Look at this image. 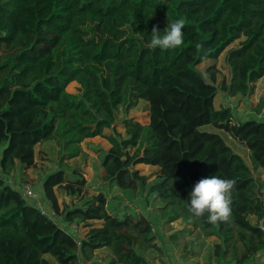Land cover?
Returning a JSON list of instances; mask_svg holds the SVG:
<instances>
[{"label":"trees","instance_id":"1","mask_svg":"<svg viewBox=\"0 0 264 264\" xmlns=\"http://www.w3.org/2000/svg\"><path fill=\"white\" fill-rule=\"evenodd\" d=\"M180 18L182 46L148 47L153 26L163 32ZM239 40L225 55L229 80L218 83L216 65L200 71ZM263 77L264 0H0V264L163 261L154 224L133 204L146 192L162 204L166 224L181 221L217 239V264L252 261L264 251V120L257 116L264 99L246 119L216 108L215 99L219 92L250 98ZM72 82L75 93L67 91ZM140 101L148 106L146 125L129 117ZM225 135L246 148L248 160ZM96 137L110 145L96 150L102 181L125 195L116 206L102 192L89 195L88 180L68 163ZM45 142L59 158L41 187L66 225L10 182L17 169L34 165ZM138 165L157 167L156 178L149 182ZM215 175L236 181L229 222L190 219L193 186ZM57 193L73 205L61 208ZM71 225H82L84 236ZM102 250L111 255L105 263Z\"/></svg>","mask_w":264,"mask_h":264},{"label":"rangeland","instance_id":"2","mask_svg":"<svg viewBox=\"0 0 264 264\" xmlns=\"http://www.w3.org/2000/svg\"><path fill=\"white\" fill-rule=\"evenodd\" d=\"M243 39L244 38H241V40ZM239 42L240 40L231 44L227 50L221 54L217 61H204L199 66L200 71L204 72L209 66L216 65L219 70L218 83L220 84L222 79L229 80L230 71L225 61V55L230 48L237 46ZM254 86V94L247 99L240 97L233 98L219 92L215 99L216 108H221L222 106L230 107L234 111L236 119L254 117L257 114L256 108L261 100L264 99V77L255 83ZM78 87V83L72 82L67 87V91L75 93ZM257 116L261 120H264V111H262L261 114H257ZM129 117L136 119L144 125L148 124L150 120L146 102L140 101L139 104L130 111ZM120 129H122V127ZM225 137L229 145L248 160V151L246 148L232 140L230 137L226 135ZM108 146L109 142L105 138L96 137L88 139L82 143L84 150L83 154L71 159L68 163L72 168L81 170L86 180H88L90 185L87 189L89 195L102 192L107 197L109 203L112 206H116L125 202L124 192L118 187L106 184L102 181V169L96 151L100 148L106 149ZM57 152L58 149L52 142H45L38 145L35 149L34 165L26 167L24 170L17 169L13 173V176H10L12 179L10 182L17 191L21 192L22 195L25 194L24 197L31 204L36 205L46 212L50 218L58 222L60 225H66L54 214L41 187L42 180L52 171L57 169L59 158ZM135 168L139 170L141 174L149 176V182H152L157 176V167L138 165ZM25 184L31 186V190L28 193L22 190V187ZM57 195L61 208H63L64 202L71 206L73 205L70 197H66L62 193H57ZM145 195L147 196L145 200L136 198L133 204L136 205V208L143 207V211L141 208H137L136 210L148 217L154 224L155 232L158 236L157 243L163 249V261H156L153 264H217L213 256L214 244L217 242L215 237H205L200 234L199 231L187 228L181 221L166 224L164 220L160 219L157 211V208L160 206L162 207V204L159 201L154 200L149 193L146 192ZM250 220L253 223L256 221L254 217H251ZM68 230L75 233L78 237H83L86 233V229L82 225H71ZM190 230H192V233L189 232ZM172 235L175 236V239H172ZM109 257H111V255L106 250L98 252V258H100L99 261L101 262L102 260V263H105L106 259Z\"/></svg>","mask_w":264,"mask_h":264},{"label":"clouds","instance_id":"3","mask_svg":"<svg viewBox=\"0 0 264 264\" xmlns=\"http://www.w3.org/2000/svg\"><path fill=\"white\" fill-rule=\"evenodd\" d=\"M185 25V19L180 18L168 21V26L163 32L158 25L153 26L148 47L161 50L179 48L184 43ZM235 184V180L224 179L218 175L200 179L189 194L190 219L198 220L207 214L206 222L209 224L229 222L232 215V193Z\"/></svg>","mask_w":264,"mask_h":264},{"label":"built area","instance_id":"4","mask_svg":"<svg viewBox=\"0 0 264 264\" xmlns=\"http://www.w3.org/2000/svg\"><path fill=\"white\" fill-rule=\"evenodd\" d=\"M22 190L28 193V192L31 190V186H30L29 184H25V185L22 187ZM23 196H25V194H23ZM258 226H259L262 230H264V224H263V222H259V223H258ZM257 257H258V255H257L252 261L248 262L247 264H257V262H256V258H257Z\"/></svg>","mask_w":264,"mask_h":264},{"label":"crops","instance_id":"5","mask_svg":"<svg viewBox=\"0 0 264 264\" xmlns=\"http://www.w3.org/2000/svg\"><path fill=\"white\" fill-rule=\"evenodd\" d=\"M109 148H110V145L106 149H109ZM263 177H264V174H262V178ZM256 262L257 264H264V251L258 254V257L256 258Z\"/></svg>","mask_w":264,"mask_h":264},{"label":"bare ground","instance_id":"6","mask_svg":"<svg viewBox=\"0 0 264 264\" xmlns=\"http://www.w3.org/2000/svg\"><path fill=\"white\" fill-rule=\"evenodd\" d=\"M77 86V85H76ZM71 90V89H70Z\"/></svg>","mask_w":264,"mask_h":264}]
</instances>
